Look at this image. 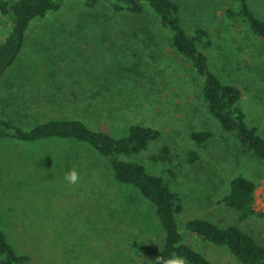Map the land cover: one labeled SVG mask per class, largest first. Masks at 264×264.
Instances as JSON below:
<instances>
[{
  "label": "rangeland",
  "instance_id": "374dc122",
  "mask_svg": "<svg viewBox=\"0 0 264 264\" xmlns=\"http://www.w3.org/2000/svg\"><path fill=\"white\" fill-rule=\"evenodd\" d=\"M173 1L189 34L208 31L211 69L240 88L246 120L264 137V39L226 15L229 8L239 10L234 0ZM114 3L62 0L59 9L34 19L0 83V115L25 128L77 117L115 137L136 123L156 127L157 139L121 159L143 164L180 193L178 222L190 245L213 264H242L185 223L201 218L238 224L264 244V216L240 220L222 202L234 178L248 177L258 182L255 209L264 213V159L209 111L201 94L204 78L173 47L172 32L154 8L118 11ZM249 3L264 19V0ZM8 29L0 14V41ZM195 131L212 135L199 144ZM74 159L93 163L89 173L102 176L105 185L68 182L65 174L74 168L62 167ZM102 193H111L110 213L102 208ZM0 217L15 251L29 256L22 264H156L166 242L152 202L118 181L105 155L70 138L0 137Z\"/></svg>",
  "mask_w": 264,
  "mask_h": 264
},
{
  "label": "trees",
  "instance_id": "16d2710c",
  "mask_svg": "<svg viewBox=\"0 0 264 264\" xmlns=\"http://www.w3.org/2000/svg\"><path fill=\"white\" fill-rule=\"evenodd\" d=\"M95 1L87 0V4L93 5ZM234 1L239 4V10L229 8L226 15L248 23L252 32L264 39V19L254 12L249 0ZM61 2L62 0H0V14L5 17L9 26L5 38L0 41V81L19 57L31 22L59 9ZM147 4L154 8L163 25L171 30L173 47L190 59L194 71L204 78L201 94L212 115L224 129L236 131L247 149L264 159V137L257 126L250 125L246 120V113L240 105V88L224 82L209 65L206 50L212 45V40L208 31L198 28L193 34H189L181 22L179 5L173 0H115L114 8L118 11L127 9L142 12ZM127 130L126 135L115 137L108 131L94 129L77 117L45 120L31 128H25L0 117V137L23 141L70 138L89 143L108 158L118 181L133 186L154 205L166 232V242L158 258L167 259L180 255L191 264H213L184 237L178 222V215L184 210L180 193L143 164L121 159L123 155L146 149L161 135L160 130L141 123L132 124ZM211 135L210 131H195L192 138L203 144ZM257 187V181L238 176L231 181L230 192L223 197L222 202L235 209L240 220L256 215L264 216V213L255 209ZM185 227L204 241L227 247L242 264H264V244L241 225L220 226L211 220L197 218L187 220ZM28 257L15 251L0 225V264H22Z\"/></svg>",
  "mask_w": 264,
  "mask_h": 264
},
{
  "label": "crops",
  "instance_id": "0c3cea01",
  "mask_svg": "<svg viewBox=\"0 0 264 264\" xmlns=\"http://www.w3.org/2000/svg\"><path fill=\"white\" fill-rule=\"evenodd\" d=\"M3 79H4V76H3L2 80ZM2 80L0 81V83L2 82ZM0 117L6 118L3 115H0ZM6 119H8V118H6ZM82 161L83 160H80V162L78 161L79 162L78 163L77 160L74 159L73 161H71L69 163V164H73L72 166L67 167V166L64 165L62 168L63 169L74 168V169H77L78 171L82 172L83 176H81V178H84V183L83 184H87V185H90V184L105 185V181L103 180L104 178L102 176H100V178L99 177H94V176H92V173H89V170L94 168L93 163H91L89 161H86V160L83 161V162ZM81 165H83V166H81ZM84 170H86V175H84ZM91 177H94L95 180H93ZM99 199H103V203H102L103 210L105 212L108 211L110 213L111 201H112L111 193H102V194H100Z\"/></svg>",
  "mask_w": 264,
  "mask_h": 264
},
{
  "label": "clouds",
  "instance_id": "9594fccd",
  "mask_svg": "<svg viewBox=\"0 0 264 264\" xmlns=\"http://www.w3.org/2000/svg\"><path fill=\"white\" fill-rule=\"evenodd\" d=\"M65 179L71 184L75 185L80 181L81 176L76 169H72L65 174ZM156 264H188V262L185 257L174 255L167 259L157 258Z\"/></svg>",
  "mask_w": 264,
  "mask_h": 264
},
{
  "label": "built area",
  "instance_id": "2783aa9c",
  "mask_svg": "<svg viewBox=\"0 0 264 264\" xmlns=\"http://www.w3.org/2000/svg\"><path fill=\"white\" fill-rule=\"evenodd\" d=\"M260 200H261L262 203H263V205H262V210L264 211V196H263Z\"/></svg>",
  "mask_w": 264,
  "mask_h": 264
}]
</instances>
